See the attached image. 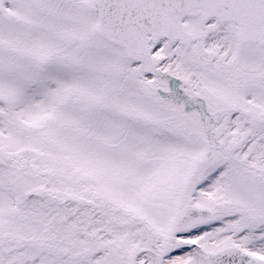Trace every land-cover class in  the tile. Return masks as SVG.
<instances>
[{
    "label": "snow or ice",
    "instance_id": "6c2138e0",
    "mask_svg": "<svg viewBox=\"0 0 264 264\" xmlns=\"http://www.w3.org/2000/svg\"><path fill=\"white\" fill-rule=\"evenodd\" d=\"M0 264H264V0H0Z\"/></svg>",
    "mask_w": 264,
    "mask_h": 264
}]
</instances>
